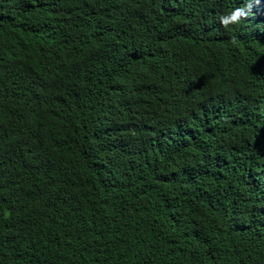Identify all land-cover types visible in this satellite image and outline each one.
<instances>
[{"label": "trees", "instance_id": "obj_1", "mask_svg": "<svg viewBox=\"0 0 264 264\" xmlns=\"http://www.w3.org/2000/svg\"><path fill=\"white\" fill-rule=\"evenodd\" d=\"M141 1L0 0V264H264V12Z\"/></svg>", "mask_w": 264, "mask_h": 264}, {"label": "clouds", "instance_id": "obj_2", "mask_svg": "<svg viewBox=\"0 0 264 264\" xmlns=\"http://www.w3.org/2000/svg\"><path fill=\"white\" fill-rule=\"evenodd\" d=\"M127 1L128 2L126 5L128 7L143 5L142 4L143 2L141 0H127ZM195 1L197 2L198 0H195ZM252 7L256 11L259 10L261 12H264V0H245L244 6L236 7L232 9L231 11L219 16V22L225 28H227L229 25H238L241 23V21L247 20V18L250 15H254L252 13ZM259 16L262 17L261 21L263 22V31H264V13H262ZM206 24L209 25V23H206ZM263 106L264 104L261 107L263 108Z\"/></svg>", "mask_w": 264, "mask_h": 264}, {"label": "rangeland", "instance_id": "obj_3", "mask_svg": "<svg viewBox=\"0 0 264 264\" xmlns=\"http://www.w3.org/2000/svg\"><path fill=\"white\" fill-rule=\"evenodd\" d=\"M219 63V62H218Z\"/></svg>", "mask_w": 264, "mask_h": 264}]
</instances>
